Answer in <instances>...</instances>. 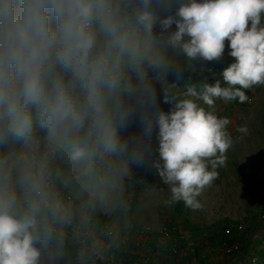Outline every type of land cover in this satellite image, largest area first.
<instances>
[{"label":"clouds","instance_id":"1","mask_svg":"<svg viewBox=\"0 0 264 264\" xmlns=\"http://www.w3.org/2000/svg\"><path fill=\"white\" fill-rule=\"evenodd\" d=\"M131 2L0 0V264H40L37 245L51 241L63 219L49 154L66 150L84 165L82 175L94 177L98 154L127 151L114 121L122 127L130 115L120 101L126 63L143 60L127 28ZM138 2L137 23L151 36L158 20L152 0ZM159 25L166 43L190 60H219L228 41L235 60L221 73L228 87L217 80L198 92L190 85L186 96L211 108L216 99L244 103V89L264 85V0H183ZM164 102L174 108L157 118L159 174L173 201L196 209L232 146L230 121L191 99L165 95Z\"/></svg>","mask_w":264,"mask_h":264},{"label":"rangeland","instance_id":"2","mask_svg":"<svg viewBox=\"0 0 264 264\" xmlns=\"http://www.w3.org/2000/svg\"><path fill=\"white\" fill-rule=\"evenodd\" d=\"M181 2L183 0H152L149 11L158 20L151 36L146 35L137 23L136 15L143 11L138 0L130 3L127 28L139 40L143 60L137 64L126 63L120 101L124 105L130 102L142 112L146 104L138 99L141 95L157 103L154 112L168 113L174 108V103L164 102L165 95H168L177 101L194 100L218 118H228L227 132L232 146L225 153L223 165L214 169L217 178L196 198L199 208L187 207L183 201H173L172 185L164 182L157 167L158 164L162 167L163 163L158 153V126L147 132L156 138L151 135L153 141L150 145L154 151L143 161L137 163L129 154L122 161V156L117 157L116 153H102L104 158L118 159L120 164H113L107 170L95 166L94 177L80 175V188L86 179L98 177L100 183L104 178L108 181L121 179L120 183L101 185L105 187L103 191L111 195L106 200H92L86 195L81 196L80 192L71 194L61 169L68 157L67 151L49 154L51 189L64 205L65 212L63 219L54 225L53 239L37 245L41 251L40 264H97L98 261L99 264L101 261L106 264H162L161 260L165 264H264V85L244 89L248 97L244 103L238 98L227 102L216 99L211 108L196 97L186 96L190 85H195L198 92L202 91L204 76L211 71L210 65L222 73L223 68L235 60L229 55L227 46L219 60L207 61L199 57L190 60L180 49L166 43L159 20L174 15ZM114 122L119 139L127 146L135 147L131 133L148 131L141 119L132 121L128 118L122 127H119L118 119ZM241 126L247 127L246 134L237 131ZM39 135L43 137L45 133ZM46 151L42 143L40 154ZM99 155L95 161L99 160ZM75 167L73 170L78 175L82 173L83 164ZM209 169L213 170L211 164ZM134 190L136 195L133 196ZM99 204H105L106 210ZM82 205L95 215V226L79 227L85 223L83 210L79 209ZM102 222L103 226H98ZM234 223L245 224L246 232L239 241L238 252L231 254L226 252L225 243L220 238L225 235L227 226ZM87 229L89 242L84 247L64 251L52 244L61 234L75 245L78 235ZM69 230L72 234L68 233ZM174 245L177 251L172 250ZM149 250L158 257H152L153 263L147 261L146 251Z\"/></svg>","mask_w":264,"mask_h":264},{"label":"crops","instance_id":"3","mask_svg":"<svg viewBox=\"0 0 264 264\" xmlns=\"http://www.w3.org/2000/svg\"><path fill=\"white\" fill-rule=\"evenodd\" d=\"M125 104H127V103H125ZM129 104H132V103L129 102ZM156 104H157L156 102L153 103L152 101H149V104L144 107V111L143 112H154V111H157ZM139 106H141V105H139ZM147 132H151V131H146V133H142V131L139 132L137 130L134 133H131L130 136H132L134 138V143L133 144H135V147L134 146H127V151L117 152L116 153L117 157L122 156V161H123L124 157H126L127 154H129L131 156H133L135 154L138 158H140V156L142 157V158L139 159V162L143 161L149 154H151V152L154 151V148L150 145V142L153 141L154 138H156V137L153 138V133H147ZM125 133L126 132H124V134ZM151 135H152V137H151ZM150 137L153 138V139H150ZM124 153L126 154L125 156L123 155ZM101 154L100 155L98 154L99 155V160L94 161L93 167L97 166L98 168H103L104 170H107L108 167L112 168L113 164L114 165L117 164V163L120 164L119 163L120 161L118 159L117 160H113L112 159V161H111V160H108L109 158L108 159L104 158ZM64 160H65V164H62V168H61L62 172L64 174V183L66 184V186L69 188V191L73 195H78V194L81 193V196L82 195H86L88 198H91L92 200H96V199L106 200V199L109 198V196L111 197V195L109 193H107L106 190L103 191L105 189V187L102 188L101 185L108 184V186H109V185H113V184L121 182V179H119V178H115V179L109 180V181L104 178V179H102V183H100L95 178L92 179V180L86 179L85 181H83V183L85 184L83 186L84 188L83 187L80 188L79 180H82L80 178V175L82 173L80 172V174L78 175L77 172H75L73 170L74 168H76L75 166H78V164L72 163L68 159V157H66V159H64ZM122 164H123V162H122ZM134 195H136L135 190L133 192V196ZM99 207L103 208V210H106L105 204H99ZM149 247H151V246H149ZM151 252L152 251H150V250L146 251L147 256H148V260L153 263L154 260H152L153 259L152 257H154V258H158V257H157V254L153 253L154 255H152ZM167 263H169V262L167 261ZM179 263L180 262H177L176 264H179ZM155 264H156V262H155ZM170 264H172V263H170Z\"/></svg>","mask_w":264,"mask_h":264},{"label":"built area","instance_id":"4","mask_svg":"<svg viewBox=\"0 0 264 264\" xmlns=\"http://www.w3.org/2000/svg\"><path fill=\"white\" fill-rule=\"evenodd\" d=\"M225 46L228 47V41H225ZM211 71L204 77V83L207 84H214L217 80H219L221 82V87H227L223 81V78L221 76V73L217 70V68L214 65H210ZM226 67H224L223 69H225ZM203 89V86H202ZM141 95H138V99L140 100V102L148 105L149 101L148 99H145L143 97H140ZM126 108L129 110L130 115L129 118L130 120H136V119H141L145 126L148 128V131H152L154 129L155 126H157V118H158V113L157 112H141L140 109H137V107H135L132 104H128L126 105ZM150 128V130H149ZM80 210H83L82 213H84L85 217H84V221L85 223H83L84 225L79 226V227H93L96 225V217L95 215H92L86 206L82 205V208H79ZM88 223V225H87ZM103 226V225H101ZM246 232V225L243 223H234V224H230L227 226V228L224 231V234L228 235L231 239L233 238L235 242L229 244L230 242L227 240L225 241V245L226 246V252L227 253H236L238 252V250L240 249V240L242 239V237L244 236ZM69 234H72V231L69 230L68 231ZM168 232H166L167 234ZM80 235V234H79ZM77 237V243L80 244V247H84L86 243L89 242V237H87L88 235V229L87 230H83V232L81 233V235ZM173 251H177V246L174 245V247L172 248ZM147 261L148 258H147ZM97 264H99V261L97 262Z\"/></svg>","mask_w":264,"mask_h":264},{"label":"trees","instance_id":"5","mask_svg":"<svg viewBox=\"0 0 264 264\" xmlns=\"http://www.w3.org/2000/svg\"><path fill=\"white\" fill-rule=\"evenodd\" d=\"M226 86L228 87V85H226ZM101 225H103V222L100 223V224H98V226H101ZM224 239H227L230 243L235 242L233 238L231 239L226 234L223 235L220 238V240H221L222 243H224L225 241H227V240H224ZM52 244L53 245H58L59 249L64 250V251H69V249L74 248V247H80V244L79 243H77V244L74 245L71 241H69L68 239H66L65 237H63L61 234L58 235L57 239L55 238V240L53 241ZM101 262H102V264H106V263H104L105 261H101ZM161 262H162V264H165L164 261H160V263ZM188 264H191V263H188Z\"/></svg>","mask_w":264,"mask_h":264}]
</instances>
